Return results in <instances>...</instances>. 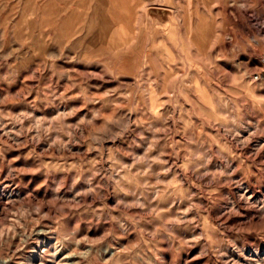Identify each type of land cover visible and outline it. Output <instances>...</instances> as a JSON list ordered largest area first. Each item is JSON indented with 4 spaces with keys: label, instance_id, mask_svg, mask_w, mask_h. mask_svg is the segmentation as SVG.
Here are the masks:
<instances>
[{
    "label": "rangeland",
    "instance_id": "374dc122",
    "mask_svg": "<svg viewBox=\"0 0 264 264\" xmlns=\"http://www.w3.org/2000/svg\"><path fill=\"white\" fill-rule=\"evenodd\" d=\"M44 1L0 0V264H264V0Z\"/></svg>",
    "mask_w": 264,
    "mask_h": 264
},
{
    "label": "crops",
    "instance_id": "0c3cea01",
    "mask_svg": "<svg viewBox=\"0 0 264 264\" xmlns=\"http://www.w3.org/2000/svg\"><path fill=\"white\" fill-rule=\"evenodd\" d=\"M42 1L43 0H39L40 3ZM97 1L98 0H45L44 2H46V8L48 10L47 14H45L48 17H54L58 19L64 18L66 20V25L68 23V19H70V24L72 22L76 25V19H86L89 11L95 9Z\"/></svg>",
    "mask_w": 264,
    "mask_h": 264
}]
</instances>
